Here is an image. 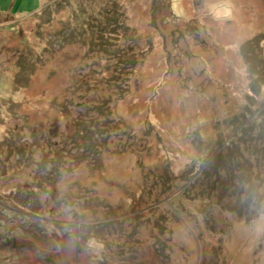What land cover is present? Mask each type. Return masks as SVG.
<instances>
[{
	"label": "rangeland",
	"instance_id": "374dc122",
	"mask_svg": "<svg viewBox=\"0 0 264 264\" xmlns=\"http://www.w3.org/2000/svg\"><path fill=\"white\" fill-rule=\"evenodd\" d=\"M263 119L264 0H0V264H264Z\"/></svg>",
	"mask_w": 264,
	"mask_h": 264
},
{
	"label": "trees",
	"instance_id": "16d2710c",
	"mask_svg": "<svg viewBox=\"0 0 264 264\" xmlns=\"http://www.w3.org/2000/svg\"><path fill=\"white\" fill-rule=\"evenodd\" d=\"M256 91H258V90H256ZM256 91L254 90V91H253L254 93H253L250 97H253V98H254V95L256 94ZM248 96H249V95H248ZM255 96H256V95H255ZM250 99H251V98H250ZM256 121H257V120H256ZM263 121H264V119H263ZM261 124H263V123H260V125H261Z\"/></svg>",
	"mask_w": 264,
	"mask_h": 264
},
{
	"label": "bare ground",
	"instance_id": "6f19581e",
	"mask_svg": "<svg viewBox=\"0 0 264 264\" xmlns=\"http://www.w3.org/2000/svg\"><path fill=\"white\" fill-rule=\"evenodd\" d=\"M187 241H188V240H187ZM86 259H87V258H86ZM86 259H83V261H82L83 264H89V261L86 260Z\"/></svg>",
	"mask_w": 264,
	"mask_h": 264
}]
</instances>
